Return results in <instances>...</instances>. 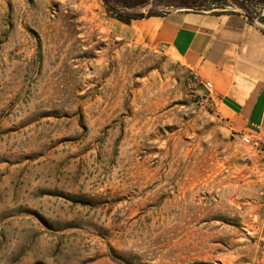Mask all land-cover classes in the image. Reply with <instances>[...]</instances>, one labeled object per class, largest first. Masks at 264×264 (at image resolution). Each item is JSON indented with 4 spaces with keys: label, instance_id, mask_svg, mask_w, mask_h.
Wrapping results in <instances>:
<instances>
[{
    "label": "rangeland",
    "instance_id": "1",
    "mask_svg": "<svg viewBox=\"0 0 264 264\" xmlns=\"http://www.w3.org/2000/svg\"><path fill=\"white\" fill-rule=\"evenodd\" d=\"M62 1L0 0V264H264L262 154L166 45ZM109 1L264 31L256 0Z\"/></svg>",
    "mask_w": 264,
    "mask_h": 264
},
{
    "label": "crops",
    "instance_id": "2",
    "mask_svg": "<svg viewBox=\"0 0 264 264\" xmlns=\"http://www.w3.org/2000/svg\"><path fill=\"white\" fill-rule=\"evenodd\" d=\"M97 6L93 0H74ZM93 2V3H92ZM133 39L166 45L191 68L236 133L264 139V31L240 13L178 11L134 20L115 19Z\"/></svg>",
    "mask_w": 264,
    "mask_h": 264
},
{
    "label": "trees",
    "instance_id": "3",
    "mask_svg": "<svg viewBox=\"0 0 264 264\" xmlns=\"http://www.w3.org/2000/svg\"><path fill=\"white\" fill-rule=\"evenodd\" d=\"M114 1H116L117 4L120 3L119 0H114ZM104 2L108 8V12L112 15V17L123 22V23H126V24H130L134 20H140V19H143L146 17L158 16V15H152V14H149L147 16L141 15V16H137V17L130 16L128 14L121 12L120 10H116V8H114L113 6L110 5L109 0H104ZM255 2H259L260 4L264 5V0H256ZM125 7H127V6H125ZM188 11L193 12V13H206V12H202V11H197L195 9H190ZM253 13L254 12L249 7H245V12H243V14H241V15L245 16L251 23H253V20H254Z\"/></svg>",
    "mask_w": 264,
    "mask_h": 264
},
{
    "label": "built area",
    "instance_id": "4",
    "mask_svg": "<svg viewBox=\"0 0 264 264\" xmlns=\"http://www.w3.org/2000/svg\"><path fill=\"white\" fill-rule=\"evenodd\" d=\"M201 84L205 90H207L210 94L212 93V84L210 82H204ZM241 139L245 146L255 149L261 153L264 158V139L259 138L252 132L243 133Z\"/></svg>",
    "mask_w": 264,
    "mask_h": 264
},
{
    "label": "bare ground",
    "instance_id": "5",
    "mask_svg": "<svg viewBox=\"0 0 264 264\" xmlns=\"http://www.w3.org/2000/svg\"><path fill=\"white\" fill-rule=\"evenodd\" d=\"M59 1H62V0H59ZM64 1H66V0H64ZM64 1H62V2H64ZM74 2V1H73ZM72 2V3H73ZM60 4H61V2H59ZM64 3H66V2H64ZM63 3V4H64ZM68 3V2H67ZM67 3H66V5H67ZM93 3V2H92ZM78 5V4H77ZM65 7V6H64ZM78 7H79V5H78ZM80 7L82 8V10L86 13V14H88V15H90V16H92V21L94 22V20L95 21H98V22H102L104 25H102V26H105V27H107V28H109V23L106 21V19L104 18V16L101 14V13H96L95 11L96 10H98V7L97 6H92V5H90V4H87V3H84V5H80ZM60 8H62L61 6H60ZM80 9V8H79ZM74 10V9H73ZM81 11V10H80ZM61 12V11H60ZM78 12V11H77ZM67 15H70V14H67ZM81 15H83V14H81ZM87 18H89V16L87 17ZM94 19V20H93ZM90 20H91V18H90ZM90 20H88V21H90ZM91 22V21H90Z\"/></svg>",
    "mask_w": 264,
    "mask_h": 264
}]
</instances>
